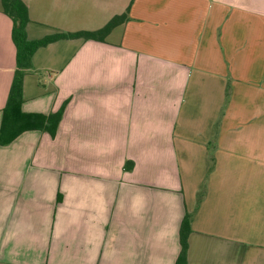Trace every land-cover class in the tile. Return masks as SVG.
Wrapping results in <instances>:
<instances>
[{"label": "crops", "instance_id": "obj_1", "mask_svg": "<svg viewBox=\"0 0 264 264\" xmlns=\"http://www.w3.org/2000/svg\"><path fill=\"white\" fill-rule=\"evenodd\" d=\"M25 113L0 146V264H264V0H23ZM0 0V127L17 70Z\"/></svg>", "mask_w": 264, "mask_h": 264}, {"label": "trees", "instance_id": "obj_2", "mask_svg": "<svg viewBox=\"0 0 264 264\" xmlns=\"http://www.w3.org/2000/svg\"><path fill=\"white\" fill-rule=\"evenodd\" d=\"M3 12L13 21L12 38L17 47V70L10 89L3 119L0 127V146L12 144L17 138L28 131L41 130L55 137L64 115V108L50 115L25 113L24 78L32 67V58L36 51L51 43L61 40L82 39L85 41L104 42L111 32L130 20L127 10L115 16L104 28L97 31L78 33H56L41 40L30 41L27 26L30 23L29 10L23 0H2ZM193 216L187 213L180 227V255L176 264H188L189 236L192 232Z\"/></svg>", "mask_w": 264, "mask_h": 264}]
</instances>
